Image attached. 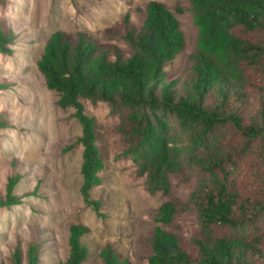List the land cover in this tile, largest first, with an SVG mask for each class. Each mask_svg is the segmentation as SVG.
Returning <instances> with one entry per match:
<instances>
[{"label": "trees", "instance_id": "trees-1", "mask_svg": "<svg viewBox=\"0 0 264 264\" xmlns=\"http://www.w3.org/2000/svg\"><path fill=\"white\" fill-rule=\"evenodd\" d=\"M198 29L185 66L166 68L185 45L178 19L158 0L145 5L140 25L127 16L108 37L123 43H98L81 33L69 40L56 32L39 61L47 86L63 108H75L82 125L81 194L90 199L101 185L104 163L94 119L82 100L105 102L119 117L117 132L127 144L135 173L151 195L170 194L172 177L195 179L186 199L158 209L156 221L171 224L193 214L198 231L189 249L157 227L147 240L148 264H264V0H188ZM14 34L0 19V53L11 54ZM0 117V126L5 125ZM18 176L8 183L6 200ZM85 228L73 225L70 254L62 264H81L88 248ZM39 245L31 244L25 264H40ZM102 264H131L111 246ZM11 264H22L17 248Z\"/></svg>", "mask_w": 264, "mask_h": 264}, {"label": "rangeland", "instance_id": "rangeland-1", "mask_svg": "<svg viewBox=\"0 0 264 264\" xmlns=\"http://www.w3.org/2000/svg\"><path fill=\"white\" fill-rule=\"evenodd\" d=\"M152 0H0V19L14 34L12 53H0V197L6 200L9 179L18 176L12 194L17 203L0 206V264H11L18 248L25 264L27 249L39 245L40 264H62L70 254L73 225L86 230L80 241L88 248L81 264H102L100 252L111 246L131 264H148L147 240L157 227L175 234L189 249L198 231L193 214L180 215L165 225L156 221L159 207L186 199L195 179L172 177L168 195H151L145 178L135 173L127 144L117 132L119 117L105 102L82 100L94 119L97 147L104 167L101 185L91 191L95 209L81 194L82 125L75 108H63L60 95L47 86L39 69L45 46L56 32L69 40L90 35L98 43H117L108 37L128 16L140 25L143 8ZM178 19L185 45L166 70H181L193 51L198 29L188 0H158ZM190 250V249H189Z\"/></svg>", "mask_w": 264, "mask_h": 264}]
</instances>
